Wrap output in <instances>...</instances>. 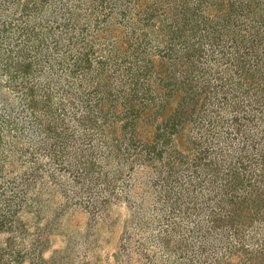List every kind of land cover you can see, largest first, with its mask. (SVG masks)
Listing matches in <instances>:
<instances>
[{
    "label": "rangeland",
    "instance_id": "obj_1",
    "mask_svg": "<svg viewBox=\"0 0 264 264\" xmlns=\"http://www.w3.org/2000/svg\"><path fill=\"white\" fill-rule=\"evenodd\" d=\"M150 29V0H0V264L247 262L209 231L190 127L152 142L178 96L150 108Z\"/></svg>",
    "mask_w": 264,
    "mask_h": 264
},
{
    "label": "trees",
    "instance_id": "obj_2",
    "mask_svg": "<svg viewBox=\"0 0 264 264\" xmlns=\"http://www.w3.org/2000/svg\"><path fill=\"white\" fill-rule=\"evenodd\" d=\"M150 28L164 73L137 66L150 68V108L178 96L152 142L190 127L209 231L243 264H264V0H150Z\"/></svg>",
    "mask_w": 264,
    "mask_h": 264
}]
</instances>
